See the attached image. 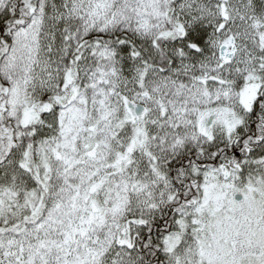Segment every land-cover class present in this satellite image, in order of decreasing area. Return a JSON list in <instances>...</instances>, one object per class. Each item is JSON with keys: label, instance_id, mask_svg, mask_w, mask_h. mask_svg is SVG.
<instances>
[{"label": "snow or ice", "instance_id": "obj_1", "mask_svg": "<svg viewBox=\"0 0 264 264\" xmlns=\"http://www.w3.org/2000/svg\"><path fill=\"white\" fill-rule=\"evenodd\" d=\"M0 264H264V0H0Z\"/></svg>", "mask_w": 264, "mask_h": 264}]
</instances>
